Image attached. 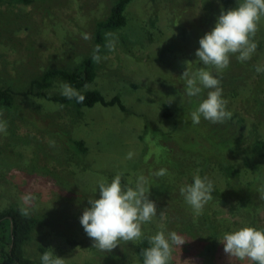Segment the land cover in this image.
Listing matches in <instances>:
<instances>
[{"label":"rangeland","instance_id":"374dc122","mask_svg":"<svg viewBox=\"0 0 264 264\" xmlns=\"http://www.w3.org/2000/svg\"><path fill=\"white\" fill-rule=\"evenodd\" d=\"M113 2L0 0V88L15 92L12 105L0 102V120L8 125L6 134L0 133V210L20 207L26 192L36 196L31 214L40 223L25 251L38 264L49 248L66 259L65 264H143L139 242L154 235L160 223L187 241L174 251L173 264H229L218 239L241 227L264 228V199L258 192L264 186V158H254L257 166L245 163L251 144L264 139V72L255 70L264 66V18L252 59L241 63L232 56L222 74L223 96L233 113L224 123L203 118L198 125L191 123L190 113L207 90L187 96L181 75L187 62L192 71L203 66L195 56L200 38L215 27L222 10L237 7L238 0H133L126 10L127 25L106 33L107 44L111 41L114 47H104L95 80L85 88L99 89L108 99L119 95L127 111L102 104L77 110L26 95L31 80L47 69L75 67L92 52L96 22L108 16ZM61 83L67 82L57 77L46 93L60 94ZM146 122L174 134L190 124L178 139L166 141L170 152L150 144L161 149L162 164L158 158L152 161L142 139ZM69 139L84 140L87 150L71 148ZM189 141L216 150L241 169L233 188L215 158L202 174L203 159L189 153ZM130 151L133 158L126 159ZM187 153L194 155L189 167ZM171 159L177 167L167 162ZM161 168L167 169L165 176L152 175ZM118 172L127 186L134 187L140 174L148 178L158 217L142 227L141 240L121 242L105 252L93 248L80 217L90 207L89 198H99L98 181L110 182ZM195 174L208 176L224 193H212L201 215H195L180 194ZM254 179L255 185L249 186Z\"/></svg>","mask_w":264,"mask_h":264},{"label":"clouds","instance_id":"9594fccd","mask_svg":"<svg viewBox=\"0 0 264 264\" xmlns=\"http://www.w3.org/2000/svg\"><path fill=\"white\" fill-rule=\"evenodd\" d=\"M262 18L264 0H238L237 7L222 10L215 27L200 38L195 56L198 58L196 62L203 66L192 71L190 62H187L181 75L187 96L198 97L207 90L206 98L190 113L193 125L200 124L202 118L213 124L232 118L233 113L227 107L229 101L223 96L222 74L230 66L232 56L241 63L252 59L258 47L255 37ZM85 38H88L86 34ZM106 47L111 50L113 42L109 41ZM93 59L99 62L101 57L94 53ZM255 70L257 73L264 72V66L256 65ZM60 94L69 100L75 99L77 103L85 99L69 83L60 84ZM7 127V122L0 120V133L6 134ZM133 156L130 151L126 159ZM166 174L167 169L164 168L152 173L155 177ZM122 178L123 174L119 172L110 182L101 178L98 181L99 198H89L90 207L85 208L80 217L85 233L93 240V248L100 251L111 252L121 242L136 243L143 237L142 227L158 217L156 203L149 198L151 188L148 187V178L140 174L134 187L122 183ZM192 179V183L180 188V194L193 213L201 215L205 205L213 199L215 185L206 175L195 174ZM258 192L260 199H264V186ZM36 199L31 192L20 197L19 211L22 216L31 214ZM164 217L165 211L160 213L159 219L163 221ZM218 240L224 246L229 264H264V228L241 227L225 232ZM147 241L149 246L141 253L143 264H173L174 251L187 242L176 231H167L163 223L158 225L154 235L147 237ZM49 249L41 254V264H65L66 259Z\"/></svg>","mask_w":264,"mask_h":264},{"label":"trees","instance_id":"16d2710c","mask_svg":"<svg viewBox=\"0 0 264 264\" xmlns=\"http://www.w3.org/2000/svg\"><path fill=\"white\" fill-rule=\"evenodd\" d=\"M25 1L28 2L30 0ZM132 1L133 0H114L108 16L96 22L94 49L88 56L83 58L79 64L72 68L47 69L40 77L31 80L25 94L42 98L45 97L64 106L71 105L77 110L83 109L84 107H93L95 104H102L105 106L116 105L123 111H127L119 95H114L112 98L108 99L101 90L94 88L85 89V86H89L93 83L97 75L98 62L93 59L94 53L95 55H102L104 47L107 45L106 33L108 31L121 29L127 25L128 17L126 10ZM57 77L65 80L72 87L77 89L85 97L84 101L82 103H77L75 99L69 100L61 94L48 95L45 90L52 85ZM14 94L15 92L11 88H0V102L4 103V105H12ZM165 107L168 108V105ZM166 115H172L169 109H167ZM183 126L184 125L174 134L173 132L157 128L149 122L145 123L144 129L147 135L143 136L142 139L145 140L144 143L147 145L146 149L151 151L149 155L152 157V161L158 158L159 161H157V163L162 164L163 157L158 155L161 149H151L150 144L154 143V145L152 144V148L161 147L163 151L170 152L171 148L166 141L171 138L178 139V134L183 135V133L185 134L190 129L189 122L184 129H182ZM63 135L64 134H62V137ZM68 143L72 146H70L71 148L75 147L82 151L87 150L85 142L82 139H69ZM187 144L192 147L188 150L190 154L195 153L196 156L200 155V158L203 159L202 163H199L202 167L201 171L203 175L206 174V170L209 169L207 165L213 162L212 160L215 158V164L220 165L221 174L227 179V184L231 188L234 187L232 181L238 179L241 173V169L237 167V165L231 163L223 154L216 152L214 149H209L201 143L189 141ZM190 154L187 153L185 159L187 160L185 162H190L186 167L192 164L191 161L194 155ZM256 156L264 158V139L262 138H257L253 144H251L250 150L246 153L245 163L251 166L252 162H255L254 158ZM167 162L171 164V166L177 167V164L174 163L175 159H171ZM253 165L257 166L256 162L253 163ZM252 185H255V179L252 180L249 186ZM213 193L224 196V193L220 192L219 189H215ZM39 223L40 219L36 215L30 214L27 217L22 216L18 206L0 210V264H38L26 254L25 244L30 239L31 233ZM148 246L147 238L139 242L138 254L142 262L143 257L141 253L143 249Z\"/></svg>","mask_w":264,"mask_h":264}]
</instances>
